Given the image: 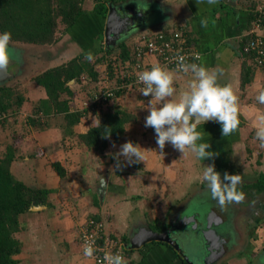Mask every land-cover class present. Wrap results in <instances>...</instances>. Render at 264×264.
<instances>
[{
	"label": "crops",
	"instance_id": "1",
	"mask_svg": "<svg viewBox=\"0 0 264 264\" xmlns=\"http://www.w3.org/2000/svg\"><path fill=\"white\" fill-rule=\"evenodd\" d=\"M255 5L256 0H219L212 5L208 4L207 0L200 3L196 0H128L115 6L120 15L127 16V22L132 19L131 27L128 28L129 32L125 37L128 42H135L143 35H152L160 31L184 30L186 40L188 37V45L201 54L198 64L208 69H222L223 75L218 78V83L231 84L239 97V129L226 137L222 135L221 125L214 121L206 122L198 129L205 133L204 142L211 145L208 151L217 154L212 159L200 161L191 152H186L184 156L180 153V156L176 157L174 153L179 151L169 144L167 147H172L169 151L173 150V153L168 154L174 155L176 161L162 159L163 166L168 167L166 171L159 169L163 190L151 197L147 193L155 190L152 185L155 180L152 171L153 174L158 173L155 164L151 163L152 160H146V153L144 162L140 163L128 164L123 157H120L121 166L116 167L114 157L120 151L118 149L121 143L126 142L110 143L111 147L108 146V148L117 150L107 156L104 153L102 157L97 158L93 155L94 152L83 145L79 146L73 138L68 139L69 142L66 141L68 143L66 147L71 149L62 152L59 149V143L57 145L52 143L50 147L52 152L49 153L46 152L48 142L41 139L35 147L36 150L30 153L34 155L25 157L26 164L17 166V161L20 159L17 155L12 164L13 169L11 168L15 178L27 187L48 191L46 204H33L29 212L22 216L21 233L23 234L31 228L26 216L29 219L35 216L40 217L33 224L34 232L32 231L31 238L20 239L22 251L17 258L21 264L22 257L28 252V245H32V248L33 245L35 246L33 239L38 241L41 249L44 248L46 264H93L89 257L82 254L78 241L79 227L91 216L100 219L109 234L125 241L128 264H196L193 249L194 246H200V241L203 239L202 247L205 250L202 233L207 224L206 216L211 211L216 213L212 221L215 222V225L213 223L212 225L217 232L216 235L223 237L226 242L227 239L231 242V249L229 248L228 251L234 249V244L237 247L241 246L234 256L230 254L227 258L226 249L216 264H264V187L260 191L255 189L260 175H264V149L260 148L259 141L254 139L256 117L264 113V105L256 101V96L264 90V66H256L254 60L248 56L245 60L241 53V43L250 34ZM202 21H206L203 26ZM105 24L106 21H100L97 17L86 13L57 43L43 46L49 50V53L43 57L42 54L40 55L41 64L54 63L36 76L75 57L86 58L89 52L95 56L99 45L103 43L99 37L102 36L104 40ZM254 34L264 37V22ZM54 47L57 51L52 54L50 51ZM244 61L247 66V82L243 85ZM144 62L151 64L155 60L146 57ZM10 74L11 81L16 82L14 68ZM191 79L190 73L187 75L178 73L174 85L177 88V94L173 97L174 99H178L179 93L187 89ZM107 83L110 82L105 80L100 84L107 85ZM100 84L97 83V86ZM71 86L75 94L72 102H82L78 98H84V94L79 92L80 89L75 87L74 82ZM130 96L133 98H131L133 105L138 104L141 109L144 108V104L149 105L151 99L139 93L136 95L124 93L115 102L109 104L117 102L129 109L125 106V102ZM42 99H45V96L39 100ZM147 109L148 106L143 111L145 115H138L141 118H138V124L135 123L137 125L135 127H138L139 131L136 129L133 141L138 138L134 144H139L144 150H152L157 143L156 137L148 138V132L152 129L144 126L145 118L149 115ZM53 117L62 118V116ZM94 122L95 117L89 115L83 118L75 130L84 133L89 124ZM20 143L22 142L18 141L19 145L17 144L19 150ZM79 152L86 154L85 161L75 159L74 156ZM54 163H59L65 169L64 179L59 177L53 169ZM212 164L215 165L221 177L225 172L243 176V182L238 186V190L246 194L243 203H233L222 210L211 198L210 190L206 183L201 182L200 176L203 166ZM147 165L154 168L149 169L148 174L144 173L142 178L141 171H147ZM14 170H18L20 174L15 173ZM29 170L37 173V182L29 180L27 172ZM84 182L86 185L83 184ZM101 185H104L102 190ZM192 185L199 188L190 189ZM190 190L196 191L191 193ZM55 197L59 199L57 202ZM159 197L171 200L164 211L160 206L165 207L166 202L162 205ZM182 213L184 216L195 218L196 222L190 221L187 225L186 229L191 226L192 232H172V237L176 239L181 254L164 242L141 243L143 234L149 231L161 233L167 230L172 218ZM135 215H139L137 220ZM193 223L195 227H192ZM79 252L84 256L83 260H78ZM198 259L200 264H203L201 256Z\"/></svg>",
	"mask_w": 264,
	"mask_h": 264
},
{
	"label": "trees",
	"instance_id": "2",
	"mask_svg": "<svg viewBox=\"0 0 264 264\" xmlns=\"http://www.w3.org/2000/svg\"><path fill=\"white\" fill-rule=\"evenodd\" d=\"M127 1L90 0L92 9L87 11L84 8L85 0H0V33L11 32L14 43L51 46L72 30L86 13L105 22L109 5L118 6ZM249 39L246 37L242 41L241 48ZM99 40L103 43L99 45L93 60L78 56L34 78L36 85L45 90L46 98L36 103L26 124L42 130L47 124V117L62 116V141L70 137L88 150L104 155L109 143L120 140L125 128L134 121V116L117 102L109 104L131 91L119 89L114 91L112 97L97 101L95 96L101 92L97 83H100L101 75L104 74L113 82L109 86L113 90L128 83L127 79L133 76L131 68L135 63V43L123 38L115 46H107L102 36ZM243 56L245 60L254 57ZM244 62L243 85L247 82V66ZM72 82L87 98L81 109L73 108L75 94ZM23 101L24 96L20 92L11 87H0V120L6 122L9 117H16ZM89 115L95 117V122L89 124L84 133L75 130L83 118ZM20 139V135L14 136L15 144ZM13 145H8L5 152H0V264H21L17 256L22 251L19 238L23 230L22 216L29 212L33 204H46L48 194L45 189L27 187L14 177L11 168L16 159V150ZM52 167L59 177L65 178L66 171L59 163H54ZM263 187L264 175H260L255 189L260 191Z\"/></svg>",
	"mask_w": 264,
	"mask_h": 264
},
{
	"label": "clouds",
	"instance_id": "3",
	"mask_svg": "<svg viewBox=\"0 0 264 264\" xmlns=\"http://www.w3.org/2000/svg\"><path fill=\"white\" fill-rule=\"evenodd\" d=\"M197 3L203 0H196ZM219 0H207L212 5ZM206 21H202V26ZM12 42L11 32L0 33V69H5L13 60H19V56L10 48ZM200 59L199 56L195 57ZM86 59L93 60L91 52L86 54ZM179 63L176 69H169L166 65H155L151 70H145L137 74L138 82L143 85L141 94L151 97L148 105L149 115L145 118V127L152 128L156 134V143L163 157L166 144L185 155L191 152L202 161L212 159L217 155L208 149L211 145L204 142L205 133L198 130L204 123L214 121L221 125L224 137L238 131L239 97L231 84L221 85L218 78L223 75V70L218 68L208 69L196 63H185V57H178ZM178 73L191 74L186 90L179 93V98L174 86ZM256 101L264 105V90L256 96ZM195 118V119H193ZM256 132L254 139L259 141V147L264 149V113L256 117ZM115 147V145H113ZM155 152L144 150L139 144L131 141L120 146L116 153V167L121 166L120 157L128 164L144 162L145 153ZM201 182L206 183L215 200L222 210L228 205L243 203L246 194L238 190L243 182L242 175H230L227 172L221 174L216 171L215 165L203 166L200 176ZM96 248L94 241L84 245V255L93 257ZM105 264H128L127 259L120 253H106L103 257Z\"/></svg>",
	"mask_w": 264,
	"mask_h": 264
},
{
	"label": "rangeland",
	"instance_id": "4",
	"mask_svg": "<svg viewBox=\"0 0 264 264\" xmlns=\"http://www.w3.org/2000/svg\"><path fill=\"white\" fill-rule=\"evenodd\" d=\"M84 8L87 11L92 9V4H91L90 0H85ZM11 46L15 47L13 50L19 56V62L16 63V60H13L9 64L10 70H13V68L15 69V73H16V76H17V81L16 82L13 81V80L11 81V79L7 80V78H6L0 84L7 85L8 87H11L12 89L20 92L24 96V101L22 103V107L20 109V113L18 115H16V117H12L11 116V117H9L6 120V122H4L3 120H0V152H5L6 147L8 145L12 146L14 144L13 146L16 147L15 148V150H16L15 154L16 155H14V156L15 157H17V155H18V157L20 156L19 157L20 159L17 161V166L20 165V164L22 166V164L24 165V164L27 163L26 160H25V157H28L29 155H34V154H30V153H33L34 150H36L35 147L37 146L38 143H40L39 141L41 139H44V140H46L48 142L46 144L47 145L46 146V149H47L46 152H48V153L52 152V151H50V147L52 146V143L55 144V145H57L59 143V149H61L62 152L65 151V150L71 149V147H69V148L66 147V145L68 144L66 142V141H68L67 140L68 138H66L65 140L62 141V135H63V131H64L63 119L62 118H61L62 119L61 120V119H58V118L55 119L53 116L47 117L46 118V123L47 124L44 127V129H42V130L33 129V128L29 127L26 124L27 117L32 115V111H33V108L36 105V102H38V100L41 97L45 96V98H46V94L44 92L45 90L43 88H40L39 86L36 85V83L34 81V78L42 70H44V69H46V68H48V67L53 65L52 63H54V62H52V63L47 62L44 65L41 64L42 62H40V55L42 54V57H43L45 54L49 53L48 52L49 50L47 48L43 47V46H36V45H30V44H21V43H14V42H11L10 47ZM55 51H57L55 47L51 48L50 53L53 54ZM256 66L262 67L261 65H256ZM101 71H102V69H101ZM105 80H107V82H110V83H108L109 86H110L111 83H113L111 80L106 78L105 74L101 75L100 83H102ZM83 81L84 80H82V82ZM136 93H141V92L137 91L136 89H133V90H131V92H127L126 95H130V94L136 95ZM131 98H132L131 96L128 97V99L125 102V106L129 107L128 111L131 109L130 113L134 116V121L132 122V124H130L131 126L129 128H125V133L121 136L119 141H122V142L131 141L134 144L138 140V138H136V140L133 141L135 133H136V129H138V131H139V128L135 127V126H137L136 124H138V122H137V120L139 118L138 115H145V113L143 111L146 110V108L148 106V103L144 104V106H143L144 108L141 109L138 104L137 105H135V104L133 105V100H131ZM25 99H26V101H25ZM78 100H80L82 102H78V103H74L73 102V108L74 109L83 108V106H84L83 105L84 104L83 100L86 101L87 98L84 96V98L80 99V97H79ZM140 118H141V116H140ZM19 135H20V138L22 139V140L21 139L19 140V142H22V143H20V146H19L20 150L18 149V146H17L18 143L15 144V141H14V136L19 137ZM151 136L156 137L154 129H152V130H150L148 132V138L149 139H151L150 138ZM153 137H152V139H153ZM69 139H71V138L69 137ZM121 144L123 145L124 143H121ZM78 145L80 146L82 144L79 143ZM168 145L169 144H166V146H165V148L163 150L164 151L163 157L160 156V150H159V147H158L157 144L154 145V148L152 149L155 152H147L146 153V160H152L151 163L155 164L154 166L156 167L155 169H157L156 172L158 173L156 175V173L153 174V171H152V175L155 177V180H154L152 185L155 187V190L149 191L147 193V195L150 196V197L153 194L156 195L158 193H161V191L163 190V188H161V184H160V180L161 179L159 177V174H160L159 169L160 170L164 169V171H166V169L168 167L167 166H163L162 159H167V160H170V161L171 160H175L176 161L174 155L172 156V155L168 154V153H170V154L173 153V150L169 151V149H171L172 147L169 148V147H167ZM109 147H111V145ZM156 148H158V149L156 150ZM114 150H117V149L107 148V150L105 151L106 156L111 154ZM118 150H120V149H118ZM91 152H94V151L91 150ZM174 154H175L176 157L180 156V152L176 151ZM93 155L95 157L97 156V158L102 157V154H96L95 152H94ZM74 157H75V159H77L79 161L81 160V162H82V161H85L86 154L85 153L81 154L79 152ZM147 168H148L147 171H141L142 172V174H141L142 178L144 177V173L148 174L149 173V169H152L154 167L153 166L151 167L150 165H147ZM14 171H15V173H17V172L19 173L18 170L17 171L14 170ZM27 172H28V175H29L28 176L29 180H31L32 182H37V178H38L37 173H35V171H31V170H29ZM45 175H47V173H45ZM144 180H145V178H144ZM62 183L64 184L65 182L63 181ZM83 184L86 185V182H84ZM194 188L196 189V188H199V187H197L195 185H192L190 187V189H194ZM195 191L196 190H190L191 193L195 192ZM158 199L160 200L159 202L162 205L164 204V202H166L165 207H164V205L160 206L163 211L171 203L170 199H165L164 200L163 198H160V197ZM58 200L59 199L55 197V201L57 202ZM147 210H148V208H147ZM149 213H150V211H149ZM215 214L216 213H213L212 211L207 214L206 220H205V222H207V224H206V226H204L205 227L204 231L213 228V225H212L213 222L212 221H214L213 217L216 216ZM39 217L40 216H35L34 218H30L29 219V217L26 216V219H28V223H30V227L31 228H29L24 234L21 233L20 234V239H22L24 237L31 238V234H33L32 233L33 224L35 222H37ZM41 217L43 218L42 215H41ZM138 217H139V215H135V219L136 220L138 219ZM150 217H151V215L149 214V218ZM194 222H196V220H194ZM224 236H226V235L224 234ZM33 237H34V235H33ZM24 240L29 241L28 239H24ZM202 240L200 241V246L198 245L196 247V246L193 245L194 246V249H193L194 251L193 252H194V258L196 259V264H200L201 263L198 258L200 256L204 255V249L202 247ZM33 241H34L35 246L33 245V248H32V245H30V244L28 245V247H27L28 248V252L21 259L23 261L22 264H44V263L46 264L47 263L45 261L46 257H45V255H43L44 248L43 249L40 248V246L38 245V241H36L34 239H33ZM229 242H230V240L227 239V243H228L227 252H228V254H227L226 258L229 257L230 254H233L232 256H234L235 255L234 253L237 252L238 249H241V246L237 247V245L234 244L233 245V247H234L233 250L234 251L233 250H232L233 252L231 250L228 251L230 246H231V242L230 243ZM80 249H81V247H80ZM195 249H197V250L195 251ZM33 251H34V253H33ZM189 252L190 251L188 250V253ZM79 254H80L81 258H80V256H77L78 260H83L84 256L80 252H79ZM192 255H193V253H192ZM219 259H221V258H219ZM43 261H44V263H43ZM216 262H214L213 264H216ZM93 264H94V262H93Z\"/></svg>",
	"mask_w": 264,
	"mask_h": 264
},
{
	"label": "built area",
	"instance_id": "5",
	"mask_svg": "<svg viewBox=\"0 0 264 264\" xmlns=\"http://www.w3.org/2000/svg\"><path fill=\"white\" fill-rule=\"evenodd\" d=\"M264 22V0H256V5L251 21V30L248 37L250 39L245 42L241 48L243 55H253V60L256 65L264 63V37L254 34L261 24ZM134 59L135 63L131 68L132 77L127 79V84L111 89L109 84L101 85V92L95 96V100H106L113 96L114 91L124 89V91H131L136 89L141 91L143 85L138 82L137 74L151 70L157 64L166 65L169 69H176L178 67V57H185V63L198 64L201 59V54L191 48L186 40L184 30L178 29L176 31H160L152 35H143L135 42ZM199 56L200 59L195 57ZM146 57H151L155 60L154 63L148 64L144 62ZM184 74V73H179ZM99 88V89H100ZM1 118V117H0ZM78 241L81 247V252L84 255V245L87 242L94 241L96 251L90 259L94 264H105L103 257L106 253H120L126 258V245L117 236L111 235L107 232L105 224L93 216L88 217L78 229ZM85 256V255H84Z\"/></svg>",
	"mask_w": 264,
	"mask_h": 264
},
{
	"label": "water",
	"instance_id": "6",
	"mask_svg": "<svg viewBox=\"0 0 264 264\" xmlns=\"http://www.w3.org/2000/svg\"><path fill=\"white\" fill-rule=\"evenodd\" d=\"M124 16V17H123ZM120 15V12L115 6L109 5L107 16H106V24H105V31H104V43L107 46H115L120 40L125 38L128 34V29H122L120 26L127 22L128 18L125 15ZM9 75L8 69H0V83L6 79V77ZM195 119V118H194ZM104 188V185H101V190ZM36 209V208H34ZM179 216L175 217L171 222V226H175V222H177V219ZM193 217L190 218L192 220ZM182 225L186 224V219L182 217V219H179ZM195 220V219H193ZM175 228H168L167 230L161 232V233H154V232H148L143 234L141 238V243H145L147 241H159L169 244L171 247H173L179 254H181V251L179 249V246L177 244V241L175 238L172 237L173 230H176ZM193 227L195 225L193 224ZM178 228V227H177ZM217 232L215 229H209L203 231V237L204 241L208 240L207 243L214 244V249L218 246L221 248L220 252L212 255L213 259L215 260L221 253L225 251V240L221 236L216 235ZM217 246V247H216ZM212 252V250H211ZM185 257V256H184ZM212 260L207 259L204 264H210Z\"/></svg>",
	"mask_w": 264,
	"mask_h": 264
},
{
	"label": "flooded vegetation",
	"instance_id": "7",
	"mask_svg": "<svg viewBox=\"0 0 264 264\" xmlns=\"http://www.w3.org/2000/svg\"><path fill=\"white\" fill-rule=\"evenodd\" d=\"M133 16V15H132ZM128 23V25L125 23V24H123V25H121L120 27L122 28V29H125V28H130L131 27V24H132V19L130 20L129 19V21L127 22ZM128 26V27H127ZM17 62H19V60H16V63ZM7 69H8V73H9V75H8V77H6L7 78V80H9V79H11L10 78V67H7ZM8 87L7 85H2V84H0V87ZM179 217V219H182V217L184 218V219H186V226H184V225H182L181 223H179L180 222V220L179 219H177V222H175V226H177L176 227V230H173V232L174 231H176V232H178V231H182V232H192V230H191V226H189L188 227V229H186L187 228V225H189L190 224V221H192V222H194V220L193 219H195V218H192V220H190V218H191V216H184V214L182 213V214H179L178 215ZM175 218V217H174ZM174 218H172V219H174ZM189 220V221H188ZM189 223V224H188ZM194 224V223H193ZM193 224H192V227H193ZM180 225V226H179ZM175 226H171V224L169 223V227L168 228H175ZM181 226H184V227H181ZM166 230V229H165ZM164 230V231H165ZM202 235H203V233H202ZM208 242V240H206L204 243H205V250H204V255L203 256H201V261H202V263L204 264L205 263V261L207 260V259H210V260H212L213 259V257H212V255H214L215 256V254H217V253H219L220 252V250H221V248L218 246V248H215V250H214V244H210V243H207ZM227 245H228V243L225 241V251H226V249H227ZM211 250H212V252H211ZM225 251L223 252V253H221L220 255H219V257H221L222 256V254H224L225 253ZM219 257H217L215 260H212V262L210 263V264H213L214 262H216L217 260H219Z\"/></svg>",
	"mask_w": 264,
	"mask_h": 264
}]
</instances>
